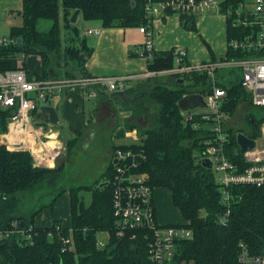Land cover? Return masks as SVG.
<instances>
[{"label": "trees", "instance_id": "obj_1", "mask_svg": "<svg viewBox=\"0 0 264 264\" xmlns=\"http://www.w3.org/2000/svg\"><path fill=\"white\" fill-rule=\"evenodd\" d=\"M21 1L22 23L11 28L9 38L13 41L5 47L0 46V73L15 69V58L22 53L38 55L42 59L44 79H47V70L51 65L57 71L54 76L61 79L90 76L84 71V64L92 49L86 46L77 26L70 23L75 10H79L84 21H98L102 28H133L145 23L143 12L146 0ZM179 18L181 26L196 31L195 15H179ZM41 21L51 22L47 31L39 29ZM242 31H235L227 25V42L234 34L242 35ZM207 48L211 60H215L214 54ZM225 53L220 59H246L253 54L231 51L228 47ZM151 56L147 61V70L162 72L174 67L173 49L153 51ZM184 64L189 63L185 60ZM234 72L219 71L215 81L217 87L225 90L226 97L219 110L227 117L234 115L240 102L245 103L247 109L253 108L251 95L241 87ZM179 79H182L181 83ZM211 89L212 82L207 73H191L178 75L172 85L152 78L144 83L143 88L134 83L123 92L110 93V97L122 101L123 108L133 114L132 121L123 124V131L137 129L138 134V142L113 146L114 149H131L141 153L142 157L132 170L152 188V196L154 188L169 189L173 205L181 211L193 233L192 240L176 245L174 258L168 264H236L239 241L244 242L250 252H264V186L237 185L230 188V215L228 221L220 225L218 221L224 206L221 197L216 194L219 184L215 181L214 172L203 168L200 163L205 150L204 141L211 131L201 123L198 115L184 123L185 117L177 106L184 95L191 92L204 95ZM12 113L13 109L0 111V134L8 132L7 118ZM249 115L248 134L233 128L226 131L224 153L242 169L246 163L236 135L242 132L248 138L256 139V130H259L263 119L262 114ZM141 118L145 119V126L140 125ZM195 122L199 124L197 129L192 126ZM74 145V140L66 142V159ZM63 169L62 164L51 169L36 167L28 152L7 151L0 144V232H10L22 223L20 228H28L33 233V244L22 243L16 234L1 239L0 264H149L147 232L142 229L127 230L119 235L115 227L109 183L114 171L112 164L92 187L71 186L68 189L71 229L62 228L57 220L51 227L34 226L38 212L51 207L67 191L55 187L62 179ZM52 189L54 194L49 203L32 210H29L30 205L26 207L24 196L30 198L39 191ZM81 189L91 192L88 206L78 195ZM99 232L107 234L105 247L96 245ZM67 238L69 243L64 245L62 239Z\"/></svg>", "mask_w": 264, "mask_h": 264}, {"label": "built area", "instance_id": "obj_2", "mask_svg": "<svg viewBox=\"0 0 264 264\" xmlns=\"http://www.w3.org/2000/svg\"><path fill=\"white\" fill-rule=\"evenodd\" d=\"M214 12L224 16L225 22L233 30L242 29L243 33L234 34L227 47L231 51L251 52L252 56L246 59H219L209 60L199 64L185 65L187 55L181 48H174V67L171 70H145L138 74L120 76H77L68 79L29 78L23 67L7 70L0 73V111L13 109L7 118L6 134H0L1 145L7 150L28 151L34 159V166L51 167L54 161L61 158L64 144L58 140L46 137L39 140L41 135L34 130L31 114L35 112L37 100L47 101L57 90L66 87L81 86L85 90L87 99L96 98L100 92L120 93L130 88L135 80L149 79L162 75H191V73L205 74L212 82L211 91L205 92L204 102L209 112L196 114L190 112L184 115L186 122L192 121L198 115L201 123L211 131L209 138L204 141L205 150L201 159L209 158L213 172L221 174L219 196L224 211L218 223L225 224L230 215L232 202L229 189L242 186H264V0H146L144 6L145 23L138 27L143 36V44L138 55L146 61L153 53V27L151 23L167 15H203ZM13 40L0 38V46H6ZM188 62V60H187ZM219 71H239L238 81L241 87L251 95V104L261 110L263 119L258 131L262 132L261 147L255 145L250 151L243 153L246 167L234 165L224 153L227 143L223 122L226 115L219 110L225 96V90L216 86ZM33 94L35 98L30 96ZM194 129L199 127L197 122L192 123ZM206 126V127H207ZM52 141V142H51ZM142 157L139 151L131 149H117L113 165V174L109 179L112 187V213L115 218V227L122 235L127 230L142 229L147 232V254L149 264H168L174 258L176 245L181 241L192 240L193 233L189 225H160L156 219L152 201V188L144 182L132 168L136 167L138 159ZM17 227V226H16ZM16 234L22 243H32V234L28 228H15L10 232H0V240ZM69 239H62L67 245ZM105 241L96 238L97 247H105ZM236 264H264V252H250L242 241L237 245Z\"/></svg>", "mask_w": 264, "mask_h": 264}, {"label": "crops", "instance_id": "obj_3", "mask_svg": "<svg viewBox=\"0 0 264 264\" xmlns=\"http://www.w3.org/2000/svg\"><path fill=\"white\" fill-rule=\"evenodd\" d=\"M22 7L23 2L21 0H0V38L10 39L9 34L11 28L19 27L21 25ZM78 21H80V23ZM76 23L80 24L75 25L80 31V36L85 38L86 46L92 49L90 57L84 64V71L87 72L88 75L100 77L120 76L142 73L147 69V61L138 55L139 48L143 44V36L139 33L138 27L118 29L102 28L98 21H84L80 13L77 16ZM211 24L217 27V34L224 32L226 39L227 25L224 16L220 13L216 14L214 12H207L203 13V15L196 16L195 34H193V32L188 33L185 31L186 29H182L184 27L181 26L180 18L177 14L154 19L151 23V26L153 27V51L162 52L178 47L177 45H181V41L177 40L175 34L181 36L182 32L187 33L188 36H194V41H192L190 45L188 44L186 49L178 47L185 51L189 65L199 64L212 59L207 46L210 48L211 53L214 54L215 60L213 61H217L226 54L227 39L225 47H223L222 43L215 45L212 38L211 40L207 38L209 42L202 40L200 36L201 32H208L209 25ZM198 32H200V34ZM203 37H206V35L204 34ZM204 57H206L207 60H204ZM20 67H23L28 74V77L32 79H61L54 76V73H57V71L54 70L52 65L48 67L47 79L42 77V59H40L38 55H25L21 53L15 58V69ZM177 77L178 75L165 74L154 78H164L166 83L172 84ZM146 82H148V79L134 81V83L138 85L140 84V88H143L144 83L146 84ZM85 93V90L77 85L55 91L52 97L49 98L48 103L36 99L37 104H40L37 106L35 112L31 114L32 124L34 129H36L41 135V138L46 139V137H52L53 139L60 141V137H63L64 135L65 137L62 139L65 142H63V144H66V142L70 140H74L76 145L80 137L84 138L88 135L89 131H92L91 126L93 122H95V118L93 117L97 118V113H99L101 109L105 108L106 110L107 108L110 113V116L108 117L111 118V122L115 125L117 123L122 126L120 133L122 132V137H124L121 143L114 144L113 146L129 145L138 142L137 129L123 131L124 120L125 122L132 121L133 114L131 111L123 108L122 101L119 102L118 100L113 99L108 92H100L96 98L92 99H87ZM30 96L35 98L33 94ZM230 118L231 117L226 116L223 122L225 132L230 128V126L227 125ZM139 123L140 125H144L146 124V121L141 118L139 119ZM98 127L100 128L99 132L104 130L102 128L103 125ZM242 134L245 135L244 133ZM100 137L105 138L106 133L101 134ZM1 141H3L2 138L0 139V142ZM79 143L78 146H80ZM83 143L84 144L81 148L85 149V145L89 142L84 139ZM115 151L116 150L113 147L110 158L106 163V169L109 164L114 165L113 160ZM60 160H64V158L61 157ZM201 160L202 159H200V162ZM103 167L104 165L102 168ZM77 186L90 187L88 185ZM69 188H66L67 191L59 196L51 207L44 208L38 212L34 219V226L36 228L51 227L53 222L57 220L62 228L71 229V200L68 191ZM84 191L87 190L81 189L78 194L81 199H83L82 193ZM153 197L156 219L160 225H188L183 219L181 211H178L173 205L169 189L154 188ZM89 204L90 203L87 204L84 201L85 206H88ZM106 235L105 232H99L97 239L105 241V238H107Z\"/></svg>", "mask_w": 264, "mask_h": 264}, {"label": "rangeland", "instance_id": "obj_4", "mask_svg": "<svg viewBox=\"0 0 264 264\" xmlns=\"http://www.w3.org/2000/svg\"><path fill=\"white\" fill-rule=\"evenodd\" d=\"M78 22L80 23V21ZM75 24L80 25L78 23H75ZM50 25H51V22L49 21H41L38 27L42 31H47ZM182 29L185 30V28H182ZM216 29L217 27L211 24L209 25L208 32L204 31V32H201V34L200 32L198 33L200 34L202 40L208 41L207 38H209L210 40L212 38L213 43L215 45L218 43L220 44L222 43L223 47H225L226 39H225L224 32H221V34H217ZM185 31H187L188 33L193 32V34L196 33V31H193V30L186 29ZM204 34L206 35V37H203ZM175 37L177 38L178 41H181V45H177V46L185 48V49L187 48L188 44L190 45L192 41H194V36L193 35L188 36L187 33L181 32V36L178 34H175ZM204 60H207V58L204 57ZM233 75H235L236 79H238L240 73L239 71H235ZM157 80L160 81L161 83L162 82L166 83L165 82L166 80L164 78L162 79L160 78ZM172 84L169 83V85H172ZM208 110H209L208 108L206 109L193 108L191 112H194L196 114H201V113L209 112ZM260 112H261L260 109L254 108V107L251 109H247L246 104L243 102H240L235 109L234 115L230 118L227 125H229L230 128H233L234 131L243 130L242 132H244L245 134H248L250 132V127L247 124V118H249L250 116L249 114L253 113L255 116H259ZM96 116L97 118L93 117L95 118V122H93L91 126L92 131L94 132L89 131L87 136H85L84 138H81V137L79 138L78 143L80 142L79 143L80 146H78V143L74 145V147L72 148V152H70L69 154L68 159H66L65 157L66 144L64 143V150L62 151V154H61V157H63L64 160L59 159L56 161V163L54 161L52 164H50V166L51 165L52 166L47 168V169H51L60 164L64 165L62 179L56 183L55 187L59 186L60 188H64V189L69 188L71 186L75 187L77 185H88L92 187L94 183H96L99 180L100 176H102L104 172L106 171V163L108 162L110 155L113 151V145L121 143L124 137H122L123 136L121 134L122 132L120 133V131L122 130L121 129L122 126L118 125L117 123L115 125L111 122L110 120L111 118L108 117L110 116V113L107 108L106 110L105 108L101 109L99 113H97ZM124 123H125V120H124ZM184 123H186L185 120H184ZM101 125H103L102 128L104 130H101L99 132L100 128L98 126H101ZM142 126H145V124ZM34 130L36 131V129ZM104 133H106V137L105 138L100 137L101 134H104ZM261 135H262V132L260 131L259 135L257 136V142H256L258 147H261L262 145ZM63 137L65 136L63 135ZM63 137H60L61 139L60 141L62 143L65 142L62 139ZM84 139H86V141L89 142L87 145H85V149L81 148V146H83L84 144L83 143ZM39 140L45 142L43 138H39ZM9 151H12V150H9ZM25 152H28V151H25ZM33 163H34V159H33ZM103 165L104 167L102 168ZM43 168H46V167H43ZM214 176H215V181L219 184L220 179H221V174L214 172ZM53 194H54L53 189L50 191L49 190L39 191L38 194L30 198L29 196H26V197L24 196L23 201L25 202L26 207L30 205L29 210H32V209L37 208L39 205L49 203L52 199ZM39 196L41 197L39 198ZM82 197L87 204L91 202V192L84 191L82 193ZM156 203H157V198H156ZM182 264H191V263L182 262Z\"/></svg>", "mask_w": 264, "mask_h": 264}, {"label": "water", "instance_id": "obj_5", "mask_svg": "<svg viewBox=\"0 0 264 264\" xmlns=\"http://www.w3.org/2000/svg\"><path fill=\"white\" fill-rule=\"evenodd\" d=\"M78 14H79V10H75L73 12L72 17L70 19L71 24L76 23V19H77ZM19 41L20 40H17V42H19ZM178 81L181 83L182 79H179ZM44 101L46 103L49 102V101H47V98H45ZM177 106H178L179 112L184 116V115L190 113L193 108L206 109L207 103L204 102V97H202L201 94L191 92L190 94H186L180 100H178ZM256 133H258L257 130H256ZM236 138H237V145H238L240 151L243 153L250 151V149H252L255 145V140L253 138H250V137L248 138L245 135H243L242 133H238L236 135ZM200 163H201V166L203 168H206V169L208 168L210 170H213L212 163H211V160L209 158L202 159ZM113 164L114 165L117 164L116 159L113 160ZM216 194L218 195V192H216ZM21 226H22V223L18 224L17 228H20Z\"/></svg>", "mask_w": 264, "mask_h": 264}]
</instances>
